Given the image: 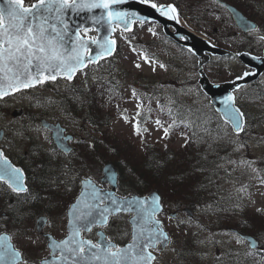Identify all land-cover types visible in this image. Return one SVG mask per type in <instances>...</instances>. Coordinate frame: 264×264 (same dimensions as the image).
<instances>
[{"label":"rangeland","instance_id":"374dc122","mask_svg":"<svg viewBox=\"0 0 264 264\" xmlns=\"http://www.w3.org/2000/svg\"><path fill=\"white\" fill-rule=\"evenodd\" d=\"M33 1L35 0H28V3L30 4ZM233 1L241 6L252 19L260 23V31L243 34L233 22L229 12L220 7L214 0H161L160 2L176 3L182 24L190 27L198 34L210 40H214V37H216L221 45L228 48L230 45L240 43L244 46H252L255 53H261L264 45V40L260 38L264 35V0ZM152 2H156V0H152ZM116 38L119 42V50L117 55L112 58L113 60H106L89 67L77 75L78 77L74 83L82 88H88L98 82L100 78H114L113 81L117 86L113 90L112 96L102 103L100 112L101 116L109 118L108 125H94L90 119L85 121L82 116H77L76 113L69 112L72 116L70 117L67 114L64 115V111L54 110L50 105V99L66 92L70 85L65 82H57L49 87H38L28 92H16L10 97L0 100V130L4 129L5 132V138L2 142L0 141V146L5 147L11 154L25 155V158L26 156L33 158L34 155L30 150L39 148V150L48 151L51 154H46L48 159L51 156L61 159L63 156L57 150L53 152L54 143L49 130H46L41 124L39 125L38 122L42 116L54 118L63 122L67 125L69 131L78 135L75 145L78 146L79 151L71 155L70 158L77 157L79 160L85 161L84 165L88 166L86 176L92 177L99 184L103 175L102 166L95 165L90 161L91 153L87 160L80 157L83 156L82 146L90 143L94 144V140L97 138L105 140L106 146H110L112 152L126 150L137 154L142 150L144 143L155 145L160 149L165 147L175 150L180 149L185 143V137H182L180 132L177 131L172 133L171 136H165L164 127L161 124L157 125V120L154 118L146 121V131H143V129L139 134L137 133V113L149 111L151 116L156 117L155 111L157 108L155 105L158 104V102H153V99H151L149 104L146 102L145 105L141 106L140 99L137 96L142 97L140 90L143 92L146 89H152L155 92L153 98L155 96V100L163 99L166 104L173 103L178 95L183 100L186 99L204 105L208 98L205 94L204 97L201 96V91L197 87L200 76L198 58L189 56L186 52L185 55L182 52L184 49L162 37L157 25L154 24H137L131 33L119 30ZM145 56L148 57L147 62L144 59ZM137 64L140 67H136ZM160 65H164V67ZM242 66L243 63L239 59L214 58L206 64L205 69L212 81L218 82L230 79L237 73L243 72ZM260 83L262 85L249 88L243 87L237 92L238 100L240 98L239 103L252 117H260L264 114L260 107L264 103V100L261 99L264 97L262 92L264 76ZM133 90H135V95H133ZM22 107L27 111L26 116L13 117L12 111ZM44 110H47L46 114L42 113ZM91 112L90 109L89 113ZM257 122L256 119H252V124ZM252 131L253 133L264 134V123L259 128H253ZM241 137L245 138L243 134ZM245 139H248L249 144L238 153L236 160L254 161L252 168L246 169L244 166H233L238 170V174H245L248 181L242 184L229 182L226 184V190L227 194L232 195L236 202L235 209L237 208L240 212L241 210L246 211L245 209L259 210L264 215V183H261L264 180V146L254 147L251 138ZM84 141L87 142L84 144ZM111 143L114 145L111 146ZM27 150L29 151L28 154H26ZM106 158V155L103 156V163ZM228 166H231V164H228ZM252 169H256V171ZM74 176L76 177V175H73L72 178ZM73 182L74 179L67 184L66 188L55 183L54 188L61 190L62 194L70 193L73 195L75 192ZM240 188L246 190L238 192L237 189ZM119 194L125 195L120 192ZM59 199L60 196L50 198L52 202L48 210L52 213V216L47 213L49 223L45 231H50L56 237L62 238L67 233V212L63 215L61 208L57 210L58 206L54 207ZM174 200L177 201V199ZM165 204L166 213L163 220L171 235V243L162 255H158L159 264H219L215 262V255L219 252L223 253L233 246L238 249H249L245 242L237 243L236 236L231 235L233 233L223 228L221 217L216 219L213 225L218 228L219 223L222 224L219 231L221 233L217 234L215 231L214 234L217 237H223V243L216 246L214 245L216 237L211 234L215 227H206L205 232H200L198 228L187 225L192 218L188 216L183 208L190 205L186 204L178 208L175 203L169 200H165ZM174 211L178 212L177 216L169 214ZM195 215L197 220H202L204 223L210 224L213 222L209 217L200 218V212L195 213ZM228 215L231 219L241 216L235 213ZM7 217L4 215L3 218H0V231L9 230L16 246L27 253V259L38 264L41 259L49 254V251L43 237L36 229L37 216H29L27 220L23 219L16 224L8 221ZM130 217V213H122L119 217H112L109 226L105 228L108 236L114 238V241L121 245L131 239ZM169 217L172 218L169 219ZM263 225L261 224L260 227L264 231ZM95 231L96 229L91 232L94 240L97 238ZM190 237L196 238L195 246L189 247L186 243L187 238ZM199 241H204V243L201 244ZM261 245L264 250V239H262ZM172 249H175V251ZM260 264H264V258H262Z\"/></svg>","mask_w":264,"mask_h":264},{"label":"snow or ice","instance_id":"6c2138e0","mask_svg":"<svg viewBox=\"0 0 264 264\" xmlns=\"http://www.w3.org/2000/svg\"><path fill=\"white\" fill-rule=\"evenodd\" d=\"M139 2L149 4L169 19H177L176 8L173 5H158L152 0ZM126 3L128 0H36L35 3L26 5L24 0H4V4L0 5V99L22 89L42 85L49 80L55 81L57 77L71 81L77 71L113 55L116 41L110 39V34L121 25H124V31H129V20L132 17L139 19L135 12L120 8ZM96 10H99V15L95 14ZM81 15H86L93 25H100L103 21L108 26V34L83 39L80 35L81 30L87 34L90 27L83 22L76 23L73 19ZM244 27L248 31H256L255 26L244 23ZM96 30L99 31V28ZM261 40H264V36H261ZM144 59L148 61L147 56ZM136 67L140 65L137 64ZM250 75L255 73L250 70L244 71L236 76V80H243ZM135 94L133 90V95ZM261 99L264 100V97ZM236 101L237 98L233 94H229L222 101L225 107L224 116L231 131L220 126L210 129L207 122L196 125L203 129L200 139L207 137L211 141L208 143L209 149L214 151V144L227 143L232 146L234 153L240 152L249 144L245 138H251L254 147L264 146V134L252 131L264 123V114L251 118L258 121L256 124L249 123V118L237 106ZM260 107L264 112V103ZM160 123L159 120L156 121L157 125ZM173 126L175 121L169 127ZM136 131L139 134L141 129L137 127ZM164 132L167 136L169 129L165 128ZM241 133L245 138L241 137ZM193 135H197L195 129ZM213 163L214 174L222 169L226 175H230L226 164L244 166L248 169L252 168L254 161L232 160L229 155L219 157L218 162ZM110 173L111 170H107V174ZM26 181L24 170L14 166L3 150H0V183L15 197V202L10 203L8 209L19 221L30 213V208L26 210L25 206L37 200H50L49 197H42L33 191ZM48 183L51 187L56 181ZM261 183H264V180ZM86 184L93 185V182L88 180ZM245 190L237 189L238 192ZM160 199L159 195H153L150 202L148 198L121 199L93 185L90 194L82 193L71 205L68 213L70 217L68 235L59 241L45 235L49 256L38 264H159L158 255H162L170 244V237L164 231L162 222L156 219L157 213L162 210ZM122 213H134L130 221L131 239L127 244L123 246L116 244L114 238H109L103 231L97 233L95 241L82 235L91 233L94 227L102 230L107 228L110 218L119 217ZM37 223L42 227L45 221L41 218ZM244 239L242 236L236 237L237 243ZM11 240V236L0 235V264H26L22 260V253ZM199 243L203 244L204 241ZM248 243L250 250H260L254 238L249 239ZM248 254L251 255L252 252L249 251ZM224 255L227 253H219L216 259L221 260Z\"/></svg>","mask_w":264,"mask_h":264},{"label":"trees","instance_id":"16d2710c","mask_svg":"<svg viewBox=\"0 0 264 264\" xmlns=\"http://www.w3.org/2000/svg\"><path fill=\"white\" fill-rule=\"evenodd\" d=\"M113 80V78H101L88 90L71 83L66 92L50 99V105L55 110L74 112L77 116H82L85 121L90 119L94 125H108L110 122L109 118L101 116L100 112L102 103L112 96L113 90L117 86ZM197 87L199 88V86ZM199 90L201 91L200 88ZM146 91L147 97L142 95L141 90L140 94L142 97L140 95L137 97L140 99L141 106L145 105L146 102L149 104L151 99H153V102H158L155 105L157 108L155 111L156 117L151 116L149 111L140 112V115L136 118L137 127L141 130L145 129L146 121L154 118L161 122L160 124L164 129H169L167 136H171L176 131L180 132V135L185 137L184 145L180 149L175 150L170 147L160 149L155 145L144 143L142 150L136 154L126 150L112 152L110 146H106L105 140L97 138L94 140L92 147H86L85 145L82 147V157L85 158L90 152V161L98 166L104 164L102 158L105 155L107 158L104 162L112 160L120 172V193L129 194L136 192L146 194L152 190H158L162 193L164 200L172 201L178 208L188 204L195 213L200 212V218L209 217L213 221L210 224L197 220V214L189 220L187 225L198 228L200 232H205L206 227H215L213 226L215 220L221 217L224 229L235 226L244 232L264 237V231L260 227L261 224H264V215L259 210L245 209L246 211L241 210L240 212V210L234 208L236 202L232 195L227 194L226 184L229 182L237 184L245 182L248 180L246 175L238 174V170H234L228 164L225 167L231 173L230 175H226L222 169L217 174H214V161L218 162L219 157H228L229 155L232 160H235L238 152L234 153L232 146L227 143L214 144L213 151L208 148V143L211 141L207 137H204L203 140L200 139L201 135H203V129L196 127V125L202 122H207V127L210 129L220 126L229 131L228 125L224 123L214 110L210 101L206 100L204 105H200L197 102L183 100L177 95L173 103L166 104L163 99L155 100V97L153 98V90ZM200 93L201 96H205L202 91ZM90 109L91 113H89ZM174 121L175 126L169 127L173 125ZM185 125L188 126L186 127ZM193 129H195L197 135H193ZM213 134L215 135V133ZM110 145L114 144L111 143ZM54 149L57 150L55 146ZM30 151L34 158L27 157L28 162L24 163L29 187L42 197L53 198L60 196L54 207L58 206L57 210L59 208L62 211L66 210L79 189L78 181L88 173V169L84 165L85 161L83 162L77 157L70 158L72 154L67 155L64 153L61 159H56L55 156H51L48 159L46 155L50 154L48 151H42L39 148H32ZM37 165H42V167L38 168ZM200 169H203V171ZM65 172H67V175H65ZM73 175H76V177L72 178ZM73 179L75 189L73 195L70 193L62 194L61 190L54 188L55 183L51 187H49L48 183V181H56V183L66 188L65 185L73 181ZM5 188L6 186L0 183V218H3L4 215L8 216L7 220L16 224L20 221L8 209L9 200L15 199V197L10 195ZM174 199H177V201ZM51 202L52 200H37L25 206L26 210L30 208V213L24 217V220H27L29 216L42 213H48L52 216V213L48 210ZM234 213L241 216L231 219L228 214ZM219 224L222 227L221 222ZM213 233L214 230H212L211 234L214 235ZM196 241L195 237H190L187 238L186 243L189 247H192L193 245L195 246Z\"/></svg>","mask_w":264,"mask_h":264},{"label":"water","instance_id":"95a60500","mask_svg":"<svg viewBox=\"0 0 264 264\" xmlns=\"http://www.w3.org/2000/svg\"><path fill=\"white\" fill-rule=\"evenodd\" d=\"M219 1L229 9V11L232 13V16H233L234 20L236 21V23L244 31H246V32L248 31L245 29L244 23H246L248 25L255 26V28H257V24L254 23L253 21L249 20L235 6L227 3L226 1H222V0H219ZM3 4H4V0H0V5H3ZM168 5H173V4H168ZM165 6H167V5H165ZM120 8L123 10H128L130 12H135L137 14V16L139 17V19L132 17L129 20V24H128L129 31L133 30L134 23L137 21L159 22L163 25L164 31L172 39H174L180 45H182V46L186 47L187 49L193 51L199 57V67H200L199 83L201 85V88L203 89V91L208 96L211 97V103L215 106V109L221 114L222 118L226 122H227V120H226V117L224 116L225 107H224V104L222 103V101L225 99V97L228 96L229 94L234 95L235 89L241 87L242 85H245L247 83H250V82L256 80L261 75V73L264 72V56L258 57V56L251 55V54L245 53V52L236 54V53L230 52L228 50L222 49V48L214 45L209 40L195 34L191 30L182 26L178 20V16H177V19H169L168 16L161 15L160 12H158L155 9H153L152 7H150L149 4H142L139 2V0H128V3L121 5ZM95 14L99 15V10H96ZM87 15H91V14H87ZM176 15H177V11H176ZM73 19L76 21V23L83 22L84 24H87L90 27V30L97 31L96 29L99 28V31H97V37L108 34V26L103 21H101L100 25H93L91 23V21L86 18V15H81L80 17H74ZM242 22H244V23H242ZM120 27L122 29H124V25H121ZM171 27H173L175 30H172ZM115 31L110 34V39H113L112 35L115 33ZM80 35L83 39L91 38V37L84 36L82 34V32L80 33ZM115 49H116V45H115ZM211 55H219V56L235 55V56H238L248 67L255 69V71H252L253 73H255V75H250L243 80H236L235 79L233 81H226V82H220V83L212 82L211 79L208 77V75L203 70L205 63L209 60ZM22 112H23V110L15 111L14 115H20V114H22ZM42 124L45 128L52 131L54 142L56 143V145L58 146L59 149H61L64 152H70L72 150V145L70 144L69 141L73 139V135H71V134L65 135L66 128L64 126H62L60 123L56 124V123L51 122L47 119H43ZM65 137H67L68 139H65ZM0 150H2V149H0ZM3 152H4V150H3ZM4 154H5V152H4ZM9 161L14 166H16L10 159H9ZM16 167H19V166H16ZM19 168H21V167H19ZM109 169L111 170V173L107 174V170H109ZM118 177H119V173H118V169H117L116 165L113 162H107L103 167V177L101 178V182L103 184H109L111 186V188H104V187L100 186L91 177L84 178L81 181L82 190H81L80 194L78 195V197H81L82 193L90 194L93 191V185L95 186V188L101 189L103 192H111L117 198H121V199H123V198H128V199H132V198L145 199V198H148L149 202H150V199L153 195H159L161 198L160 204L162 205V210L157 213V216L160 215L164 211V206L162 204V197L157 191H152L148 195L129 194L125 197L119 195L117 193ZM88 180H91L93 182V185H87L86 182ZM75 202H76V200H75ZM75 202H73L71 205H73ZM70 209H71V206L68 209V213H69ZM185 211L189 214V216H192V210L190 208H185ZM133 215H134V213H133ZM176 215H177L176 212L173 213V216H176ZM157 216H156V219H158ZM41 218L45 221V223L42 227L39 226L37 223V228L39 231H42L43 228L48 223V217L46 215L39 216L37 218V221L40 220ZM69 218L70 217L68 215V220H69ZM131 219H132V217H130V221H131ZM160 221L162 222V220H160ZM162 225H163V223H162ZM163 229L168 234V236L170 237L169 233L166 231L164 226H163ZM67 230H68V223H67ZM100 231H103V230H100ZM100 231H98V232H100ZM236 231H238V230H236ZM104 234L106 235L105 232H104ZM0 235L10 236L7 232H3ZM45 235H49V236L53 237L55 240L59 241L51 233H45ZM242 237H244L247 241L249 239L254 238L257 241V244L259 247V241L254 236L249 235V234H242ZM11 243H12V241H11Z\"/></svg>","mask_w":264,"mask_h":264},{"label":"flooded vegetation","instance_id":"af4514ba","mask_svg":"<svg viewBox=\"0 0 264 264\" xmlns=\"http://www.w3.org/2000/svg\"><path fill=\"white\" fill-rule=\"evenodd\" d=\"M216 41H217V43L219 45H221L219 43L218 38L216 39ZM229 49L236 50L238 52H242V51H251V52H254V49H253L252 46H244V44H239V43L238 44L230 45ZM75 136H76V134H74V141H75ZM16 160L19 162L18 159H16ZM21 163H23V162H21ZM234 234H235L234 236H239L236 233H234ZM222 243H223V237H221V236H218L217 237L216 236V242L214 243V245H216V246L219 245V244L222 245ZM235 248H237V247L236 246H233L232 248L226 249L225 252H223V253H227V255H224L221 260H217L216 259V255H217L216 254L215 255V262L216 263H219V264H251L252 263L251 255L248 254L249 251H251L250 249H248V248H239L238 249L237 248L236 250H233ZM22 252L24 254V257H27V253L24 252L23 249H22ZM219 253H222V252H219Z\"/></svg>","mask_w":264,"mask_h":264}]
</instances>
